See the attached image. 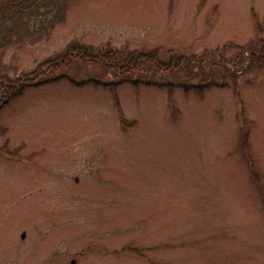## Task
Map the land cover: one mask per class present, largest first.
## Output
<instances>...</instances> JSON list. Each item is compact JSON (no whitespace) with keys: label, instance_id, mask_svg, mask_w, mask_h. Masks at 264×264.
Masks as SVG:
<instances>
[{"label":"rangeland","instance_id":"374dc122","mask_svg":"<svg viewBox=\"0 0 264 264\" xmlns=\"http://www.w3.org/2000/svg\"><path fill=\"white\" fill-rule=\"evenodd\" d=\"M260 39L264 0H72L47 34L0 52L10 77L73 42L237 69L199 96L96 87L115 80L74 62L72 81L12 99L0 264H264V73L230 62Z\"/></svg>","mask_w":264,"mask_h":264},{"label":"trees","instance_id":"16d2710c","mask_svg":"<svg viewBox=\"0 0 264 264\" xmlns=\"http://www.w3.org/2000/svg\"><path fill=\"white\" fill-rule=\"evenodd\" d=\"M72 0H0V52L10 47H19L47 34L54 25L62 21L67 5ZM237 57L230 62L243 71L256 70L264 73V40L250 41L249 46L238 48ZM245 54V55H244ZM74 62L101 65L103 77H113L115 82L105 84L94 77L87 80L96 87L113 90L121 83L134 87L140 84L193 90L199 96L205 88L214 86L221 79H235L237 69L211 64L207 56L198 61L175 56L161 61L155 54L124 52L113 48L95 50L78 43L69 44L63 53L47 58L33 70L15 77L0 72V109L27 88L38 87L62 79H70L68 68ZM197 65L198 75H193ZM198 80L195 85L193 79Z\"/></svg>","mask_w":264,"mask_h":264},{"label":"water","instance_id":"95a60500","mask_svg":"<svg viewBox=\"0 0 264 264\" xmlns=\"http://www.w3.org/2000/svg\"><path fill=\"white\" fill-rule=\"evenodd\" d=\"M24 237V234H21V238H23ZM71 263H73V261H71Z\"/></svg>","mask_w":264,"mask_h":264}]
</instances>
